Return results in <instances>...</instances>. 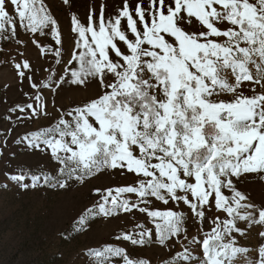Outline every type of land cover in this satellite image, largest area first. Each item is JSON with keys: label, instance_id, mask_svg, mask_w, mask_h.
I'll return each instance as SVG.
<instances>
[{"label": "snow or ice", "instance_id": "obj_1", "mask_svg": "<svg viewBox=\"0 0 264 264\" xmlns=\"http://www.w3.org/2000/svg\"><path fill=\"white\" fill-rule=\"evenodd\" d=\"M106 7L71 16L65 37L51 0H0V53L14 42L43 54L37 62L16 49L30 102L11 111L17 126L35 127L15 143L53 165L6 175L22 190L89 189L76 232L143 216L113 234L119 245L90 248L91 264H153L128 245L159 247L161 264H234L249 251L238 237L264 228V201L242 187L255 175L264 182V0H123L110 15ZM67 90L92 95L57 104ZM102 177L124 183L96 186ZM256 251L252 264H264V243Z\"/></svg>", "mask_w": 264, "mask_h": 264}, {"label": "rangeland", "instance_id": "obj_2", "mask_svg": "<svg viewBox=\"0 0 264 264\" xmlns=\"http://www.w3.org/2000/svg\"><path fill=\"white\" fill-rule=\"evenodd\" d=\"M123 0H70V7L62 4V0H51L54 15L59 18L65 37H71L69 32L70 18L76 15L82 21L86 20L90 9L99 15L101 4L107 5L105 14H114ZM135 0H129L134 3ZM22 39H27L24 35ZM51 42V37H49ZM32 61L42 58L43 54L33 44L27 49L14 42L7 45V55L0 53V138L7 137V147L0 157V264H91L85 254L93 246L102 241H115L114 233L127 226L131 229L135 222H144L139 213L130 220H98L90 230L84 232L73 231L76 217L94 197L89 189L73 186L66 190L41 187L36 190H22L15 182L8 179L6 174H14L21 169L40 172L53 167L49 157L43 154H29L23 144L15 143L23 134L32 130L35 125L25 124L17 126L16 115L11 109L16 105L30 102L24 93H28V82H21L14 65L19 59L16 49ZM88 93L67 90L56 98V103L74 106L88 96ZM251 95V91L245 93ZM226 100L230 96L223 97ZM49 111L55 113L54 108ZM41 124L47 123L40 121ZM12 154H15L14 156ZM119 178L109 180L102 177L96 181V186H114L123 184ZM92 186L90 185L89 188ZM245 191L257 202L264 201V182L255 175L242 185ZM161 209L165 206L159 205ZM264 228L255 226L246 237H238V245L247 247V253H239L234 264H252L257 257V249L264 243L258 235ZM133 258H151L153 264H161L165 253L159 247H137L128 245Z\"/></svg>", "mask_w": 264, "mask_h": 264}]
</instances>
